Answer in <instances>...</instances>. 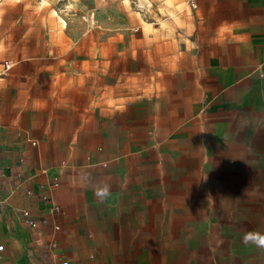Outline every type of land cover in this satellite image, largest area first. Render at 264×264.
Here are the masks:
<instances>
[{
  "label": "crops",
  "instance_id": "crops-1",
  "mask_svg": "<svg viewBox=\"0 0 264 264\" xmlns=\"http://www.w3.org/2000/svg\"><path fill=\"white\" fill-rule=\"evenodd\" d=\"M193 1L180 37L164 39L163 24L122 49L59 37L25 0H0V73L12 64L0 81V264H264L243 241L264 232V210L255 229L227 215L224 247L190 250L173 241L179 217L152 214L200 192L194 161L218 153L230 208L264 209V0ZM142 60L144 73L122 70Z\"/></svg>",
  "mask_w": 264,
  "mask_h": 264
},
{
  "label": "rangeland",
  "instance_id": "rangeland-1",
  "mask_svg": "<svg viewBox=\"0 0 264 264\" xmlns=\"http://www.w3.org/2000/svg\"><path fill=\"white\" fill-rule=\"evenodd\" d=\"M18 0H10V2ZM26 2L21 7H34L37 11L40 10V22L42 25H53L60 29L56 35L65 39H87L90 43L96 42L100 39L121 38L120 41L122 49L130 40L144 42L150 33H154V27H164V32L168 34L165 38L180 37L178 28H181L183 18L184 20L192 13L189 3L192 0H25ZM54 12H58L67 22V29H64L59 23ZM183 15V17L181 16ZM20 17L29 21L33 18L31 13L20 14ZM181 17V18H180ZM191 17V16H190ZM189 17V18H190ZM36 18V16H35ZM126 26L130 32L124 33L123 37H119L118 33L112 32L113 25ZM63 30V32H61ZM48 36V38H55ZM67 35L70 36L67 37ZM125 35H127L125 37ZM130 35V36H129ZM118 36V37H117ZM132 37V39H131ZM46 38L42 30V39ZM125 42V43H124ZM94 46V44H90ZM145 44L142 46H135L133 50L135 54L139 51H144ZM128 47V46H127ZM147 63L144 60L134 64H125L122 70L137 69L144 73L148 70ZM142 81L138 80V83ZM124 83V81H122ZM203 155V154H202ZM198 164L200 168H198ZM195 177L199 179L201 184L200 192H185L181 193L183 200L178 202H167L171 205H160L153 207V216L167 215L169 217H179V231L184 233V237L174 239L183 249H205L209 246L224 247L221 238L223 235V228L231 224L225 223L224 220L227 215L246 214L250 217L248 224L244 227L255 229L258 218L262 216L264 210L260 206H254L251 209L230 208V203L227 201V181L229 180L228 171L229 164L224 160V154L218 153L214 160L194 161L193 168ZM198 170L200 177L197 176ZM170 195H177L178 193H169ZM180 194V193H179ZM255 203V202H254ZM197 217L200 221H197ZM217 217L220 223L213 225L214 228H209V218ZM212 218V219H213ZM206 221V229L202 228L201 237L196 236V229L200 222ZM236 226V225H235ZM210 229V230H209ZM228 231V230H227ZM213 233V241H210V234ZM216 241V245L215 242ZM157 243V241H156ZM155 245V241H153ZM196 254V252H194ZM203 257L208 252L199 253ZM191 257V256H190Z\"/></svg>",
  "mask_w": 264,
  "mask_h": 264
},
{
  "label": "built area",
  "instance_id": "built-area-1",
  "mask_svg": "<svg viewBox=\"0 0 264 264\" xmlns=\"http://www.w3.org/2000/svg\"><path fill=\"white\" fill-rule=\"evenodd\" d=\"M195 1H191L190 2V7L194 8L195 7ZM2 69L3 71L0 73V81L1 79H3L4 76H6L12 69V64L9 61H5L2 63ZM34 145H37L38 142H33ZM20 219L21 220H25L26 223L30 226V227H34L35 226V222L31 219L29 212L27 211H23L22 213H20ZM58 227H56L57 229ZM3 249V246H0V250ZM55 264H69L68 261H58Z\"/></svg>",
  "mask_w": 264,
  "mask_h": 264
},
{
  "label": "clouds",
  "instance_id": "clouds-1",
  "mask_svg": "<svg viewBox=\"0 0 264 264\" xmlns=\"http://www.w3.org/2000/svg\"><path fill=\"white\" fill-rule=\"evenodd\" d=\"M107 194V189L103 190ZM245 244H252L259 248H264V232L260 231H246L243 236Z\"/></svg>",
  "mask_w": 264,
  "mask_h": 264
},
{
  "label": "bare ground",
  "instance_id": "bare-ground-1",
  "mask_svg": "<svg viewBox=\"0 0 264 264\" xmlns=\"http://www.w3.org/2000/svg\"><path fill=\"white\" fill-rule=\"evenodd\" d=\"M54 15L57 16V19H58L59 23L62 24L61 26H62L63 28L67 26V22H66V20H65L62 16H60V15L58 14V12H54Z\"/></svg>",
  "mask_w": 264,
  "mask_h": 264
}]
</instances>
